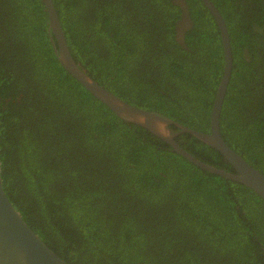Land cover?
I'll use <instances>...</instances> for the list:
<instances>
[{
	"label": "trees",
	"instance_id": "obj_1",
	"mask_svg": "<svg viewBox=\"0 0 264 264\" xmlns=\"http://www.w3.org/2000/svg\"><path fill=\"white\" fill-rule=\"evenodd\" d=\"M51 1L90 78L207 132L223 60L200 0H182L184 48L178 0ZM211 2L232 61L220 136L264 175V0ZM46 21L41 0H0V180L27 226L67 264H264V202L117 118L58 64ZM174 140L234 172L191 134Z\"/></svg>",
	"mask_w": 264,
	"mask_h": 264
},
{
	"label": "water",
	"instance_id": "obj_2",
	"mask_svg": "<svg viewBox=\"0 0 264 264\" xmlns=\"http://www.w3.org/2000/svg\"><path fill=\"white\" fill-rule=\"evenodd\" d=\"M200 1L212 16L217 27L223 60L221 75L209 110L207 132L187 127L158 112L131 105L90 78L85 69L72 58L69 52L52 1L41 0L47 14L49 41L58 64L89 94L107 107L117 118L144 128L196 167L244 185L264 202V175L234 152L220 136L219 113L232 66L231 49L226 25L220 12L211 0ZM170 125L175 126L177 130H173ZM180 133H189L205 145L216 150L234 172L217 168L193 157L175 142L174 137ZM0 264H67L48 248L22 220L20 214L7 199L2 189L1 180Z\"/></svg>",
	"mask_w": 264,
	"mask_h": 264
},
{
	"label": "flooded vegetation",
	"instance_id": "obj_3",
	"mask_svg": "<svg viewBox=\"0 0 264 264\" xmlns=\"http://www.w3.org/2000/svg\"><path fill=\"white\" fill-rule=\"evenodd\" d=\"M177 4L180 6V8L182 9V15H181V18L176 22L175 24V29H176V40L178 42V44L181 46V47H185L184 46V42H183V38H182V34H183V31L184 29H186L188 27V25H190V22H189V19L187 18L186 15H184L185 13V5L183 3L182 0H178L177 1Z\"/></svg>",
	"mask_w": 264,
	"mask_h": 264
}]
</instances>
